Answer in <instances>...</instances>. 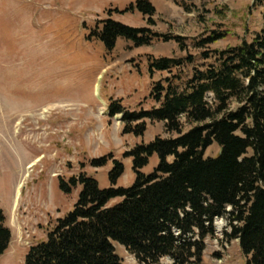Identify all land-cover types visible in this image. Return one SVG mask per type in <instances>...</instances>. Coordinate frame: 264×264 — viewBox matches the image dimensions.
<instances>
[{
    "label": "rangeland",
    "instance_id": "rangeland-1",
    "mask_svg": "<svg viewBox=\"0 0 264 264\" xmlns=\"http://www.w3.org/2000/svg\"><path fill=\"white\" fill-rule=\"evenodd\" d=\"M135 1L0 0V211L10 231L0 264H24L29 248L45 241L55 222L71 212L80 187L63 193L61 181L84 174L101 190L109 189L108 174L117 161L124 173L115 187L128 189L135 178L126 154L156 138L176 137L163 123L148 120L141 122L142 136L123 135L121 116L108 114L111 99L127 111L149 110L156 106L149 96L154 81L187 80L211 64L204 53L212 56L250 42L263 26V10L255 0H148L155 9L150 29L158 35L150 46L135 48L119 39L108 53L88 38L108 13L120 24L147 28V18L124 13ZM213 31L227 35L199 48ZM149 57L180 60L181 65L151 79ZM181 122L186 132L190 126ZM218 153L213 144L204 156ZM100 159H106L104 166L91 165ZM157 164L153 156L142 172L148 176ZM213 227L214 238L205 240L200 264H245L238 242L226 236L231 230L227 217L215 219ZM112 245L122 264H138L124 247ZM158 264L172 262L163 258Z\"/></svg>",
    "mask_w": 264,
    "mask_h": 264
},
{
    "label": "trees",
    "instance_id": "trees-1",
    "mask_svg": "<svg viewBox=\"0 0 264 264\" xmlns=\"http://www.w3.org/2000/svg\"><path fill=\"white\" fill-rule=\"evenodd\" d=\"M255 5L263 10V26L252 40L212 56L204 53L211 64L185 81L176 76L154 81L149 96L156 106L131 112L110 100L108 114L121 116L123 135L142 136L141 122L148 120L163 123L176 137L156 138L126 154L135 178L128 189L115 187L124 173L117 161L108 174L109 189L101 190L84 174L61 181L63 193L80 187L76 203L45 241L29 248L24 264H122L112 243L124 247L138 264H158L163 258L172 264H200L205 240L215 235L213 222L222 217L231 229L226 236L238 242L245 264H264V0ZM133 12L147 18V28L120 24L108 13L88 38L98 40L108 53L119 39L135 48L150 46L158 37L150 29L155 9L148 0H136L124 10ZM226 35L213 31L197 46L215 44ZM147 64L153 79L171 73L181 61L149 57ZM181 119L190 126L186 132ZM135 123L140 124L132 127ZM213 144L219 153L205 158ZM153 156L158 164L147 176L142 170ZM105 164L106 159L91 163ZM112 201L118 202L109 206ZM3 224L0 211V258L10 242Z\"/></svg>",
    "mask_w": 264,
    "mask_h": 264
},
{
    "label": "crops",
    "instance_id": "crops-1",
    "mask_svg": "<svg viewBox=\"0 0 264 264\" xmlns=\"http://www.w3.org/2000/svg\"><path fill=\"white\" fill-rule=\"evenodd\" d=\"M17 188H18V186L15 187V197L13 198V202L11 204V210H14V208L16 207V200H17V196H18Z\"/></svg>",
    "mask_w": 264,
    "mask_h": 264
},
{
    "label": "bare ground",
    "instance_id": "bare-ground-1",
    "mask_svg": "<svg viewBox=\"0 0 264 264\" xmlns=\"http://www.w3.org/2000/svg\"><path fill=\"white\" fill-rule=\"evenodd\" d=\"M35 168V167H34Z\"/></svg>",
    "mask_w": 264,
    "mask_h": 264
}]
</instances>
